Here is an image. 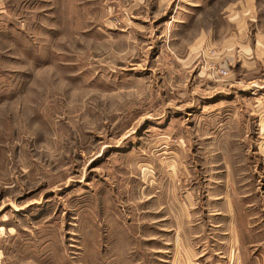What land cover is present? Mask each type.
<instances>
[{"label":"rangeland","instance_id":"374dc122","mask_svg":"<svg viewBox=\"0 0 264 264\" xmlns=\"http://www.w3.org/2000/svg\"><path fill=\"white\" fill-rule=\"evenodd\" d=\"M233 1L0 0V264L209 252L228 235L200 207L223 190L242 263L264 264V81L188 50L189 18Z\"/></svg>","mask_w":264,"mask_h":264},{"label":"crops","instance_id":"0c3cea01","mask_svg":"<svg viewBox=\"0 0 264 264\" xmlns=\"http://www.w3.org/2000/svg\"><path fill=\"white\" fill-rule=\"evenodd\" d=\"M166 1L157 0L162 4ZM190 1L196 7L200 4L197 0ZM198 12L195 14L196 18L191 17L188 21V24L194 26V33L188 39V50L191 55L189 58L193 60L202 54L200 56H205L208 60L222 63L229 69L234 68L233 75L239 72L261 74L259 77L248 79L247 85H243L244 81L240 79L243 90L258 88L259 81H264V0H235L225 8L219 21L203 15L201 19L206 21L200 22ZM175 14L178 15L179 12L176 11ZM209 52H212V55ZM225 176L228 177V174ZM208 198V203L200 207L205 214L199 222L203 225L208 223L210 227L215 228L223 225L225 230L223 234L228 235L227 243L225 244L222 239L219 242L221 246L216 249L210 244L209 252L195 253V248L188 241H180L177 251L175 250L171 256V264H189L197 259H201L202 264H243L237 228L239 214L236 210H244V205L236 203L227 190L219 193L208 192ZM172 203L174 208H178L177 201L171 202V207ZM181 203L186 210L196 209L193 195L189 191L184 193ZM223 244L225 246L222 249ZM179 250H185L186 253L183 254Z\"/></svg>","mask_w":264,"mask_h":264}]
</instances>
